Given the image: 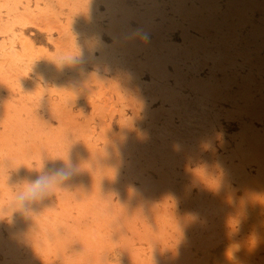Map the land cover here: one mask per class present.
<instances>
[{
  "label": "rangeland",
  "instance_id": "1",
  "mask_svg": "<svg viewBox=\"0 0 264 264\" xmlns=\"http://www.w3.org/2000/svg\"><path fill=\"white\" fill-rule=\"evenodd\" d=\"M0 264H264V0H0Z\"/></svg>",
  "mask_w": 264,
  "mask_h": 264
},
{
  "label": "clouds",
  "instance_id": "2",
  "mask_svg": "<svg viewBox=\"0 0 264 264\" xmlns=\"http://www.w3.org/2000/svg\"><path fill=\"white\" fill-rule=\"evenodd\" d=\"M65 176L66 174H64L61 171L60 178L63 179ZM56 180L57 178L55 176H53L52 178H48V177L38 178L36 182L32 186H30V191L24 197H22V199L23 200L34 199L39 197L43 193L48 192L50 185Z\"/></svg>",
  "mask_w": 264,
  "mask_h": 264
}]
</instances>
